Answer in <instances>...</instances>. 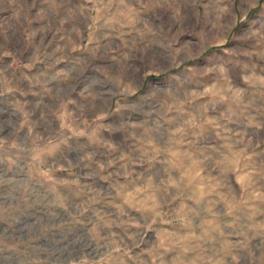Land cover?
<instances>
[{"label":"rangeland","instance_id":"rangeland-1","mask_svg":"<svg viewBox=\"0 0 264 264\" xmlns=\"http://www.w3.org/2000/svg\"><path fill=\"white\" fill-rule=\"evenodd\" d=\"M0 264H264V0H0Z\"/></svg>","mask_w":264,"mask_h":264}]
</instances>
